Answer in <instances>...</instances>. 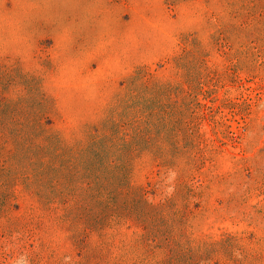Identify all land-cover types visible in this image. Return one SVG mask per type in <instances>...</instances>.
<instances>
[{"label": "rangeland", "instance_id": "1", "mask_svg": "<svg viewBox=\"0 0 264 264\" xmlns=\"http://www.w3.org/2000/svg\"><path fill=\"white\" fill-rule=\"evenodd\" d=\"M7 116L0 264H264V0H0Z\"/></svg>", "mask_w": 264, "mask_h": 264}, {"label": "trees", "instance_id": "2", "mask_svg": "<svg viewBox=\"0 0 264 264\" xmlns=\"http://www.w3.org/2000/svg\"><path fill=\"white\" fill-rule=\"evenodd\" d=\"M7 106V110L9 111H15L17 109L16 105ZM40 114V113H39ZM7 118L10 120L9 122H4V124H0V127H4L8 129V134L11 136L15 143V152L13 154V157H11L10 163H12V167L10 168L13 172H16L19 169H22L27 162L28 168L32 169L33 172L36 173V170H40V168L44 169H50L49 171L53 170V163H47L42 165L41 160H43L44 157L48 158L47 156L50 154H53V148L50 146L48 148H41L38 145L35 146H25L23 145V140L20 139V132L21 130L15 129V123L14 121L7 116ZM9 169H7L5 172L7 173ZM5 175V173L3 174Z\"/></svg>", "mask_w": 264, "mask_h": 264}]
</instances>
